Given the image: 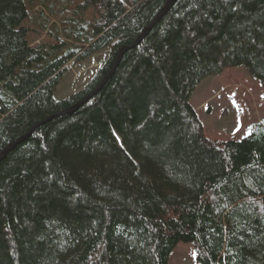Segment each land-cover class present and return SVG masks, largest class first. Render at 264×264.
I'll return each mask as SVG.
<instances>
[{"label": "trees", "instance_id": "trees-1", "mask_svg": "<svg viewBox=\"0 0 264 264\" xmlns=\"http://www.w3.org/2000/svg\"><path fill=\"white\" fill-rule=\"evenodd\" d=\"M66 1L71 26L31 46V2L0 0V153L96 89L168 0ZM106 48L56 100L68 63ZM239 66L264 86V0H176L96 95L0 161V264H168L180 242L198 264H264V119L214 141L189 102Z\"/></svg>", "mask_w": 264, "mask_h": 264}, {"label": "rangeland", "instance_id": "rangeland-1", "mask_svg": "<svg viewBox=\"0 0 264 264\" xmlns=\"http://www.w3.org/2000/svg\"><path fill=\"white\" fill-rule=\"evenodd\" d=\"M29 2V16L22 24L30 29L29 43L31 46L55 43L56 33L71 26L68 22L72 8L66 0ZM85 15L86 21L93 20L91 11ZM108 53L109 48H106L84 60L70 61L54 88V98L58 101L67 99L84 89L104 65ZM189 102L203 125L205 136L214 141L240 140L250 134L255 123L264 119V86L244 66L206 77L196 86ZM32 103L27 100L22 106L23 111H30ZM2 116L0 113V119ZM168 264H198L194 245L178 243Z\"/></svg>", "mask_w": 264, "mask_h": 264}, {"label": "water", "instance_id": "water-1", "mask_svg": "<svg viewBox=\"0 0 264 264\" xmlns=\"http://www.w3.org/2000/svg\"><path fill=\"white\" fill-rule=\"evenodd\" d=\"M176 2V0H168L167 3L164 5V7L158 12V14L155 16V18L151 21V23L144 29V31L141 33V35L130 45L128 46H124L122 48L119 49L118 54L116 56V59L113 63V66L111 68V70L108 72V74L101 80V82L99 83V85L96 87V89H94L92 92H90L89 94H87L82 100H80L79 102H77L76 104L60 110L59 112L49 116L47 119L43 120L42 122H39L35 125H33L31 127V129L28 131V133L23 136L22 138L14 141L13 143L7 145L0 153V161L7 155V153L12 150L17 144H19L20 142H22L23 140H25L26 138H28L33 131L40 125L51 121L52 119H55L59 116H64V115H69L71 113H73L74 111H76L77 109H79L82 105H84L86 102H88L94 95H96L101 89L102 87L106 84V82L110 79V77L113 75L117 65L119 64L121 58L123 57L124 53L137 46L142 40L143 38L148 34V32L151 30V28L168 12V10L173 6V4Z\"/></svg>", "mask_w": 264, "mask_h": 264}]
</instances>
